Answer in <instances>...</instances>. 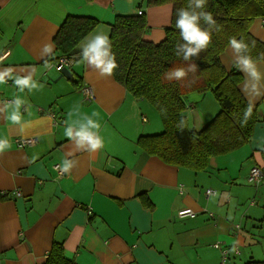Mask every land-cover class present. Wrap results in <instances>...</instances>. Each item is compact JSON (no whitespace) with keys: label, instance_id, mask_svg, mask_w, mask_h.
Listing matches in <instances>:
<instances>
[{"label":"crops","instance_id":"crops-1","mask_svg":"<svg viewBox=\"0 0 264 264\" xmlns=\"http://www.w3.org/2000/svg\"><path fill=\"white\" fill-rule=\"evenodd\" d=\"M138 10L146 24L143 40L162 41L171 23L170 3L0 0V191L6 193L0 195V264H46L55 246L70 264L264 259V181L247 183L253 166L264 173V59H248L251 67L246 66L231 45L219 55L224 69L240 72V94L262 115L251 140L207 158L201 170L167 164L136 144L141 135L163 130L157 129L162 127L157 112L119 86L104 65L92 63L94 53L85 55L104 37L101 58L110 62L108 25L116 15ZM69 15L99 23L78 45L81 56L68 66L72 79L52 66L54 35ZM248 29L264 42L263 18ZM23 80L28 83H19ZM83 85H91V101L82 100ZM206 93L187 95L184 109L196 132L206 122L197 108ZM80 131L99 139L100 146L81 142ZM17 137L37 142L18 147L12 142ZM53 164L66 175L59 178ZM207 189L215 193L206 197ZM183 208L196 216L178 218Z\"/></svg>","mask_w":264,"mask_h":264},{"label":"trees","instance_id":"trees-1","mask_svg":"<svg viewBox=\"0 0 264 264\" xmlns=\"http://www.w3.org/2000/svg\"><path fill=\"white\" fill-rule=\"evenodd\" d=\"M140 1L146 7L170 3L172 18L165 38L157 44L143 40L146 24L142 15H116L108 25L109 61L116 65L111 72L114 80L133 98L150 103L163 127L159 133L141 135L136 144L167 164L195 171L204 169L207 158L248 143L262 119L258 108L240 94V72L224 69L219 55L234 38L242 45L238 50L242 59H264V42L252 37L248 29L256 18L264 19V0ZM184 14L196 16V27L209 35L208 43L191 55H186L187 49L196 48V43L185 39L177 26ZM98 24L91 17L67 16L54 35L52 59H78V45ZM177 71L184 75L178 78ZM208 90L218 100L220 110L196 132L187 127L181 95ZM61 254V246H55L46 264H70ZM243 264H264V259H248Z\"/></svg>","mask_w":264,"mask_h":264},{"label":"clouds","instance_id":"clouds-1","mask_svg":"<svg viewBox=\"0 0 264 264\" xmlns=\"http://www.w3.org/2000/svg\"><path fill=\"white\" fill-rule=\"evenodd\" d=\"M198 2H202V0H198ZM197 17L192 16L189 17L187 14H184V16L178 21L177 26L180 27L183 30V34L185 39L189 40L190 42L196 43V48H188L186 55H191L195 53L200 47L206 45L209 41V35L206 32H201L195 25ZM206 19H211L210 16H207ZM106 39L104 37H97L92 43L88 49V51L85 52V55H88V52L94 53V55L91 56L90 60L92 63H95L97 67H100L101 65H104L103 71L106 73H111L112 69L116 67L114 63L111 61L107 64L104 63L102 60V56H104L106 53L101 51V48L103 45H105ZM230 44L235 49L239 50L242 45L238 43L234 38L230 40ZM246 66L251 67L250 61L247 58L242 59L241 61ZM175 75L179 78L184 75L182 71H177ZM252 75H256L255 71L252 72ZM3 76L0 75V81H2ZM19 83L27 84V80L19 81ZM251 113V108H249V114ZM12 119L18 120L19 117L17 115H13ZM91 123V122H90ZM67 135L71 136L72 133L69 131ZM76 135L80 137L81 142H87L92 149H96L100 146L99 139L95 138L92 134H89L87 131H80L77 132ZM4 145L0 144V151L3 150Z\"/></svg>","mask_w":264,"mask_h":264},{"label":"built area","instance_id":"built-area-1","mask_svg":"<svg viewBox=\"0 0 264 264\" xmlns=\"http://www.w3.org/2000/svg\"><path fill=\"white\" fill-rule=\"evenodd\" d=\"M138 15L142 14L141 10L137 11ZM73 61L72 59H69L65 56H59L58 59L53 62L52 66L53 68L57 71V72H61V70L64 67H68L69 65L72 64ZM81 95H82V100L84 101H91L94 98V92L93 89L91 87V85H83L81 86L80 89ZM1 101V99H0ZM37 138L35 137H17L14 140H12V142L14 144H16L18 147H27V146H32L34 145L37 141ZM53 168L55 169V171L57 172V176L60 177H64L66 175V170L64 168H62L60 165L58 164H53ZM249 174L247 177V183L253 184L254 186H257L260 182L264 181V173L262 172V170H260V168L258 166H253L252 169H249ZM14 193H16L17 195H19V193L17 191H15ZM215 191L212 189H207L205 191L206 197L209 195L214 194ZM6 193L4 190L0 191V195L4 196ZM210 216H212L211 213H209ZM176 216L180 219H186V218H194L196 216L195 211H192V209L190 208H183L180 210H177ZM216 249L218 247H220L218 244L215 245ZM222 253L225 256L226 255V250L222 249Z\"/></svg>","mask_w":264,"mask_h":264},{"label":"rangeland","instance_id":"rangeland-1","mask_svg":"<svg viewBox=\"0 0 264 264\" xmlns=\"http://www.w3.org/2000/svg\"><path fill=\"white\" fill-rule=\"evenodd\" d=\"M209 92H205L207 96V99L204 102H200L198 103V111L203 114V116L205 117V125L206 123L209 122V120L213 119L215 117V115L218 113V111L220 110V104L218 102V100L216 99V97L212 94L211 90H208ZM192 93V92H191ZM194 93H199V92H194ZM190 94V92L186 93V94H182V101L183 104H185L187 102V95ZM209 98V99H208ZM211 100V101H210ZM146 104L149 108V110H151L152 114L157 115L156 114V110L155 108L146 101ZM159 118V117H158ZM163 127L161 128H157L158 131L161 130ZM156 128H151V131H155Z\"/></svg>","mask_w":264,"mask_h":264},{"label":"water","instance_id":"water-1","mask_svg":"<svg viewBox=\"0 0 264 264\" xmlns=\"http://www.w3.org/2000/svg\"><path fill=\"white\" fill-rule=\"evenodd\" d=\"M71 72H70V69H69V67H64L62 70H61V72H60V75L61 76H63V77H66V78H68V79H72L73 77H72V75L70 74ZM186 116H187V120H186V122H187V127L189 128V129H192V116H191V113H190V111H187V113H186Z\"/></svg>","mask_w":264,"mask_h":264}]
</instances>
